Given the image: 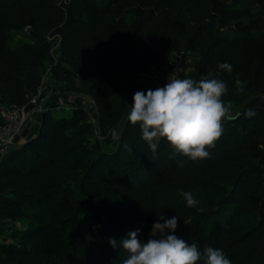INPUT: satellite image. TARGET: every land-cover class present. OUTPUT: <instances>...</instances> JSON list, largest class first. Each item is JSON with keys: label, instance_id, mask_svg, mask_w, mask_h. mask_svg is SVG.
Wrapping results in <instances>:
<instances>
[{"label": "trees", "instance_id": "obj_1", "mask_svg": "<svg viewBox=\"0 0 264 264\" xmlns=\"http://www.w3.org/2000/svg\"><path fill=\"white\" fill-rule=\"evenodd\" d=\"M23 20L38 36L59 35L61 72L84 74L76 89L90 98L98 132L118 133L110 148L89 154L74 141L84 108L56 118L41 112L36 136L0 157V215L28 219V208L44 214L15 232L16 241L43 240L50 232L60 264H123L127 253L114 250L108 239L119 241L139 229L138 239L146 242L159 189L173 185L176 199L189 209L178 222V238L201 250H222L231 264H264L263 110L251 106L225 118L206 159L174 154L163 139L152 153L139 126L126 117L134 93L155 88L128 82L123 89L120 78L144 73L151 61L174 50L192 56L180 68L184 77L226 82L223 100L230 109L264 92V0H0V49L10 39L8 30ZM147 25L152 31L143 56L136 44ZM2 52L0 95L9 105L24 104L38 86L48 42L17 41ZM222 62L232 65L231 73L218 69ZM138 173L153 176L141 184L134 181ZM70 183L81 203L62 200ZM183 192H191L204 211L188 207ZM27 251L14 246L4 253L9 262L23 264Z\"/></svg>", "mask_w": 264, "mask_h": 264}, {"label": "clouds", "instance_id": "obj_2", "mask_svg": "<svg viewBox=\"0 0 264 264\" xmlns=\"http://www.w3.org/2000/svg\"><path fill=\"white\" fill-rule=\"evenodd\" d=\"M218 69L231 73L232 65L222 62ZM227 91L226 82L220 79L203 77L197 80L169 75L163 87L134 93L126 119L139 126L141 139L152 153L163 139L174 154L192 161L206 159L208 149L214 147L222 135L224 119L229 117L231 105L223 100ZM125 148L131 150L127 145ZM181 195L188 207L204 211L198 208L199 200L191 192ZM177 227V216L159 215L146 242L138 239L140 230L137 229L119 241L109 238L108 243L114 250L122 248L127 253L123 264H199L200 261L231 264L222 250L209 245L201 250L196 244L178 238L175 235Z\"/></svg>", "mask_w": 264, "mask_h": 264}, {"label": "rangeland", "instance_id": "obj_3", "mask_svg": "<svg viewBox=\"0 0 264 264\" xmlns=\"http://www.w3.org/2000/svg\"><path fill=\"white\" fill-rule=\"evenodd\" d=\"M152 31V26L147 25L145 27L144 39L141 43L136 44V48L139 52L145 56V52L150 44V34ZM10 34V39L4 41L0 49V53H3L4 46H12L17 41H39L41 39H46L44 35L34 34L29 26L28 22L20 21L17 27H12L8 30ZM50 44L53 42L50 40ZM249 52L254 55L256 50L250 48ZM2 56V54H0ZM192 59V56L188 54L177 53L174 50H169L167 53L160 57L157 66L161 70H166L173 65H178L180 68L185 66V64ZM184 61V62H182ZM61 64L58 63V59L54 61L53 58H47L42 62L40 68V77L47 73V76L44 77V82L41 91V95L48 94L46 97V102L42 105L45 111L56 118L59 116H66L70 113L71 109L64 110L60 107H55V102L59 99L71 100L72 103L76 104L77 107H82L86 111V115L83 118H80L77 125L73 127V130L79 132L76 137H74L75 142H79L81 146L88 151L89 154L96 150H107L110 148L114 141L117 138L118 129H112L108 135L102 136L98 132L95 120V110L92 106L91 100L88 96L83 93L78 92L76 86H80L82 82L83 73L77 72L73 74L72 77H67L63 72H61ZM123 89H126L128 82H135L142 84L145 88L150 87V80L147 79L146 71L144 73H123L121 76ZM41 82V81H40ZM40 85V84H39ZM240 103V104H239ZM235 106L230 109V113H234L242 105H261L264 113V92H255L247 95L243 100H241ZM0 105L8 106L9 104L5 99L0 95ZM52 108H48L49 106ZM41 119V114L38 112H33L31 116L27 119L24 124V127L19 135V137L14 141L13 146L20 143H24L27 140L33 138L37 134ZM90 127L91 132L86 133L85 129ZM69 131V128L66 129ZM80 168V166H79ZM152 174L146 175L144 173H138L137 177L134 178V181L137 183L144 184L148 179L150 180ZM156 177V176H155ZM148 180V181H149ZM147 181V182H148ZM144 182V183H142ZM146 184V183H145ZM68 190L65 192V195H61V198L67 204H74L77 201L81 203L83 196H81L76 189L74 184L70 183L68 185ZM176 188L170 185L165 188L159 189V192L155 199L154 210L150 212L144 233L151 237V231L153 223L158 219L159 215H163L165 218H171L172 216H177V221H185L186 216L189 215V209L186 208L183 203L176 199ZM30 217L19 218V217H5L0 215V264H14L6 260L4 251L10 250L11 247H18L21 249L28 250L27 260L23 264H60V255L57 248L55 247L56 237L50 232L47 233L43 240H28L25 243L16 241L14 234L15 232L27 228L28 226H34L40 218H44V214L39 211H33L32 209H27ZM163 222V221H161ZM98 222L95 220L93 223V230H97ZM95 240L98 242L99 238L95 237Z\"/></svg>", "mask_w": 264, "mask_h": 264}, {"label": "built area", "instance_id": "obj_4", "mask_svg": "<svg viewBox=\"0 0 264 264\" xmlns=\"http://www.w3.org/2000/svg\"><path fill=\"white\" fill-rule=\"evenodd\" d=\"M44 36L46 38L45 40L48 42V57L56 61L59 50V35L47 33ZM50 40L53 44L49 43ZM180 71L181 69L178 65H173L166 70H161L156 62L151 61L146 70V75L147 79L150 80V84L156 89L158 87H163L168 82L169 75L185 78L180 74ZM45 76H47V73L40 77L36 91L31 94L26 103L8 106L0 105V157L13 146L14 141L19 137L25 122L31 114L33 112L41 114V112L44 111L45 108H42V105L45 104L48 94L41 95V86H43ZM54 106L64 110L77 107L71 100L65 99H59L55 102ZM52 107L53 106L50 105L48 108Z\"/></svg>", "mask_w": 264, "mask_h": 264}, {"label": "water", "instance_id": "obj_5", "mask_svg": "<svg viewBox=\"0 0 264 264\" xmlns=\"http://www.w3.org/2000/svg\"><path fill=\"white\" fill-rule=\"evenodd\" d=\"M240 104V103H239ZM238 105V104H237ZM251 106H257V107H260L261 109H262V106L261 105H257V104H255V105H247V106H243L242 105V107H240L238 110H236L234 113H232V114H229V117L228 118H231V117H234L238 112H240V111H242L244 108H247V107H251ZM263 110V109H262Z\"/></svg>", "mask_w": 264, "mask_h": 264}]
</instances>
